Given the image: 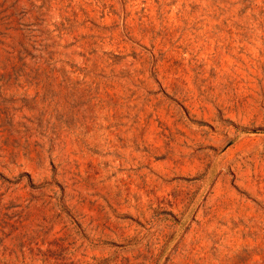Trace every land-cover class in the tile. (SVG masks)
<instances>
[{"label": "rangeland", "instance_id": "1", "mask_svg": "<svg viewBox=\"0 0 264 264\" xmlns=\"http://www.w3.org/2000/svg\"><path fill=\"white\" fill-rule=\"evenodd\" d=\"M0 264H264V0H0Z\"/></svg>", "mask_w": 264, "mask_h": 264}]
</instances>
